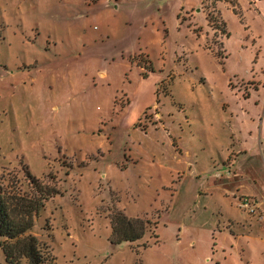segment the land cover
Here are the masks:
<instances>
[{"label": "rangeland", "instance_id": "rangeland-1", "mask_svg": "<svg viewBox=\"0 0 264 264\" xmlns=\"http://www.w3.org/2000/svg\"><path fill=\"white\" fill-rule=\"evenodd\" d=\"M262 12L0 0V181L25 190L26 168L56 180L32 230L56 264H264V217L237 205L264 197V136L249 139L264 115ZM115 209L157 225L112 243Z\"/></svg>", "mask_w": 264, "mask_h": 264}, {"label": "trees", "instance_id": "trees-1", "mask_svg": "<svg viewBox=\"0 0 264 264\" xmlns=\"http://www.w3.org/2000/svg\"><path fill=\"white\" fill-rule=\"evenodd\" d=\"M207 19L212 21L210 14ZM228 34L230 36V32ZM25 181V190L21 187L11 190L0 181V246L5 255V264H56V257L49 246L32 230L46 202L61 191L56 180L53 183L45 182L28 168ZM110 221L111 242L115 244L139 241L157 225L149 218L129 216L120 209L112 212Z\"/></svg>", "mask_w": 264, "mask_h": 264}, {"label": "built area", "instance_id": "built-area-1", "mask_svg": "<svg viewBox=\"0 0 264 264\" xmlns=\"http://www.w3.org/2000/svg\"><path fill=\"white\" fill-rule=\"evenodd\" d=\"M238 206L247 215L264 217V197L241 194L237 197Z\"/></svg>", "mask_w": 264, "mask_h": 264}, {"label": "crops", "instance_id": "crops-1", "mask_svg": "<svg viewBox=\"0 0 264 264\" xmlns=\"http://www.w3.org/2000/svg\"><path fill=\"white\" fill-rule=\"evenodd\" d=\"M262 0H253V4L254 5H258V4H261ZM262 15L264 16V12H262ZM264 88V83L261 84V86L259 87V89H257L258 92H260V90ZM244 120V119H243ZM246 120V119H245ZM260 125H259V128L257 129L258 131H255V134L253 133V131H249L251 133V137L249 136V139H257V138H262V136H264V115L263 117L260 119ZM248 138H246V140L242 141L239 145V149L241 150V152H244V153H248V147H249V141ZM260 150H261V154H262V157L264 159V141H260ZM244 213V212H243ZM247 215L244 213V218H247L246 217Z\"/></svg>", "mask_w": 264, "mask_h": 264}]
</instances>
